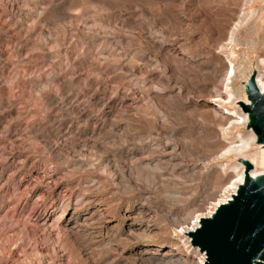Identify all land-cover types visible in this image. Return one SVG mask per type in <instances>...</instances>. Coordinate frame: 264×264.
Returning a JSON list of instances; mask_svg holds the SVG:
<instances>
[{"label": "rangeland", "instance_id": "374dc122", "mask_svg": "<svg viewBox=\"0 0 264 264\" xmlns=\"http://www.w3.org/2000/svg\"><path fill=\"white\" fill-rule=\"evenodd\" d=\"M262 10L0 0V264H199L186 225L240 158L264 170L237 124L244 81L264 79Z\"/></svg>", "mask_w": 264, "mask_h": 264}, {"label": "water", "instance_id": "95a60500", "mask_svg": "<svg viewBox=\"0 0 264 264\" xmlns=\"http://www.w3.org/2000/svg\"><path fill=\"white\" fill-rule=\"evenodd\" d=\"M244 91L247 102L237 103L247 113L246 127L264 149V91L256 85V73L244 81ZM239 163L243 180L236 191L185 232L190 244L205 254L204 264H264V170L251 176L253 164L244 158Z\"/></svg>", "mask_w": 264, "mask_h": 264}, {"label": "bare ground", "instance_id": "6f19581e", "mask_svg": "<svg viewBox=\"0 0 264 264\" xmlns=\"http://www.w3.org/2000/svg\"><path fill=\"white\" fill-rule=\"evenodd\" d=\"M256 3V2H255ZM260 8V7H259ZM261 8H262V5H261ZM263 9V8H262ZM254 10H256V9H254ZM257 10H258V8H257ZM254 12V11H253ZM250 13V12H249ZM248 14V13H247ZM250 15V14H249ZM251 15H252V13H251ZM247 16V15H246ZM253 16V15H252ZM242 18V17H241ZM253 18V17H252ZM239 21V20H238ZM242 21V20H241ZM254 23H255V31H254V34L255 35H257V31H264V10H262V11H260V13L258 14V15H256V17H255V19L254 20H252ZM244 23V22H243ZM252 23V22H251ZM241 24V23H240ZM239 24V25H240ZM245 24V23H244ZM248 24V23H247ZM247 24H245V26H244V28L247 26ZM238 25V24H237ZM252 25V24H251ZM243 28V27H242ZM252 29V28H251ZM248 30V29H247ZM232 31V30H231ZM238 31H239V29H238ZM248 32V31H247ZM235 33V32H234ZM240 33V32H239ZM249 33H250V31H249ZM224 35V34H223ZM232 35H233V33H232ZM233 37H235V36H233ZM227 38V37H226ZM237 40H238V38H237ZM234 41H236V40H234ZM232 42V41H231ZM245 42V41H244ZM231 44V43H230ZM249 44V43H248ZM255 45V44H254ZM245 46V45H244ZM247 47V46H246ZM262 47V46H261ZM238 55V54H237ZM258 65L260 66V67H263L264 68V59H260L259 61H258ZM233 70H232V67H231V69H230V73L232 72ZM233 73V72H232ZM231 73V74H232ZM264 78V77H263ZM256 85L258 86V88H259V90L260 91H264V79L262 80V77L260 78V77H256ZM215 91V90H214ZM214 93V92H213ZM217 93H218V91H217ZM220 93V92H219ZM218 93V94H219ZM223 94V93H222ZM226 94V93H225ZM216 95V94H215ZM227 95H228V93H227ZM229 95H231V94H229ZM228 95V98L230 97ZM215 97V96H214ZM221 97V96H220ZM219 97V98H220ZM222 98V97H221ZM220 98V99H221ZM216 102L219 100L218 99V96H217V98H213ZM220 101H222V99L220 100ZM224 103V102H223ZM220 108V107H219ZM217 110V109H216ZM215 110V111H216ZM226 110V109H225ZM218 113V112H217ZM234 114V113H233ZM221 115H223V114H221ZM235 116V115H234ZM238 121H237V124L238 125H244V124H246L247 123V121H248V116L247 115H243L242 117H241V119L239 118V119H237ZM253 139V136H250V141ZM247 147H249V140L247 141V142H245V143H243L237 150H238V153L239 154H242V155H246L244 152H246V150H247ZM255 158H257L258 159V164L259 165H263V163H264V158H263V153L262 152H257L256 154H255ZM255 163V162H254ZM259 173V170H257L256 168L254 169V170H252L251 172H250V175L251 176H255L256 174H258ZM242 180H243V170H242V168L240 169V171H238L237 173H236V177H235V179L230 183V185L228 186V187H226V190L228 191H231V193L230 194H227V195H224V197L223 198H220V199H218L217 201H215L212 205H213V210L218 206V205H220L222 202H225L227 199H229V196H231V194L232 193H234L235 191H236V186L238 185V184H240L241 182H242ZM219 198V197H218ZM97 200V199H96ZM99 200V199H98ZM92 201V200H91ZM96 207H98V206H96ZM100 209V208H99ZM213 210L212 211H209V212H207V213H205V214H197V215H195V217H194V219H191V221H190V219H189V225H186V227H185V231H191V230H193L195 227H197V225H198V222H199V218L200 217H203V216H208V215H210L212 212H213ZM98 213V212H97ZM100 213V212H99ZM105 214V213H104ZM88 215H90V214H88ZM101 215V214H100ZM92 216V215H91ZM105 216V215H104ZM103 217V216H102ZM132 217V216H131ZM107 218V217H106ZM189 218V217H188ZM187 218V219H188ZM87 219V218H86ZM104 219V218H103ZM100 220V219H99ZM109 220V219H108ZM185 220V219H184ZM87 221V220H86ZM132 221V220H131ZM186 221V220H185ZM185 221H183V223L185 224H187V222H185ZM90 223V222H89ZM100 223V222H99ZM98 225V224H97ZM104 226V225H103ZM184 226V225H183ZM145 227V226H144ZM180 229V228H179ZM107 231V230H106ZM182 231V230H181ZM147 232V231H146ZM180 232V231H179ZM145 233V232H144ZM138 251V250H137ZM166 252V251H165ZM201 253V260L199 261L198 260V262H199V264H204V258H205V254L204 253H202V252H200ZM163 255V254H162ZM179 256V255H178ZM177 256V257H178ZM166 257V256H165ZM171 257V256H170ZM169 257V258H170ZM178 259H180V257H178ZM182 259V258H181ZM160 260V259H159ZM171 260V259H170ZM169 260V261H170ZM176 260V259H175ZM177 262H178V260H177ZM158 263V262H157ZM159 263H161V262H159ZM158 263V264H159ZM164 263V262H163ZM168 263V262H167ZM179 263H182L180 260H179Z\"/></svg>", "mask_w": 264, "mask_h": 264}]
</instances>
